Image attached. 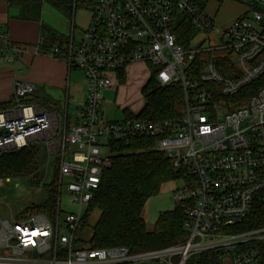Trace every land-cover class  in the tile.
<instances>
[{"label":"built area","instance_id":"built-area-1","mask_svg":"<svg viewBox=\"0 0 264 264\" xmlns=\"http://www.w3.org/2000/svg\"><path fill=\"white\" fill-rule=\"evenodd\" d=\"M234 1L247 11L222 32L218 46H194L195 37L185 47L174 33L181 18L198 34L214 29L205 9L191 0H96L88 27L73 24L69 38L51 51L88 83L86 102L70 128L67 110L22 104L36 89L16 85V106L0 112V154L30 143L56 150L59 189L69 193L76 212L62 221L60 200L51 217L0 216V264H259L249 245L264 240V229H231L264 192V0ZM12 50L18 56L26 52ZM135 64L152 66L160 87L183 89L180 118L146 121L139 118L143 109H122L118 119L116 109L115 119L108 121L115 108L104 112L105 103H114L104 94L116 93L115 83ZM131 141L147 142L184 174L173 201L186 215L185 240L139 253L125 247L79 248L77 233L112 167L111 147ZM68 146L77 150L66 159ZM10 180L0 178V187Z\"/></svg>","mask_w":264,"mask_h":264},{"label":"trees","instance_id":"trees-1","mask_svg":"<svg viewBox=\"0 0 264 264\" xmlns=\"http://www.w3.org/2000/svg\"><path fill=\"white\" fill-rule=\"evenodd\" d=\"M53 7L68 14H74L79 7L92 5L86 0H46ZM200 7H205L206 0H191ZM10 6L21 8L20 19L36 21L41 24L42 45L46 49L62 45L67 39L59 36L52 28H45L41 23L39 1L8 0ZM174 33L179 44L187 47L198 31L191 23L181 18L175 25ZM206 59L210 55L205 56ZM220 70L228 76L223 63ZM121 76V82H124ZM146 104L140 114L142 120L160 121L180 118L184 113V91L180 86L162 88L156 81L155 72L142 90ZM22 104L38 103L44 107V99L34 94L21 100ZM49 103V101H48ZM16 104L15 97L11 102L0 105V112L11 109ZM45 104V103H44ZM60 109L59 103L53 107ZM30 143L20 150H12L0 154V178H30L35 187L46 191V199L29 210L51 217L56 213L61 200L58 185V164L47 165L46 151L38 145ZM112 167L102 178L90 207L83 219V227L87 226L95 211L100 212L97 223L92 227L88 246L91 248L125 247L132 253L159 250L170 247L185 240L183 224L185 212L176 207L160 214L153 231H148L143 218L148 201L161 193L162 187L170 182L185 179L182 172H175L170 160L162 153L151 150L147 142L131 141L114 144ZM47 167L54 170L51 179ZM264 229V192L255 196L250 214L231 229V233H245ZM257 252L259 264H264V240L249 245Z\"/></svg>","mask_w":264,"mask_h":264},{"label":"rangeland","instance_id":"rangeland-1","mask_svg":"<svg viewBox=\"0 0 264 264\" xmlns=\"http://www.w3.org/2000/svg\"><path fill=\"white\" fill-rule=\"evenodd\" d=\"M32 1V0H29ZM40 3V14L41 23L45 28L54 29L59 36H63L66 39L69 38V30L72 28L74 19L79 23L82 18V14L87 18L86 13H90L95 7L96 0H86L92 5V8L85 7L80 8L73 14H71L53 7L46 0H34ZM205 13L212 18L214 29L209 31H202L196 36L193 41V45L202 44L204 46H218L220 44V39L222 37V32L227 30L234 21L241 18L247 11L244 6L234 0H206V5L204 7ZM83 11V13H82ZM70 35V34H69ZM76 41L81 37L79 30L75 32ZM129 75L127 77V82L125 85L121 86L117 82L115 86L117 92H106L104 98L106 102H114L113 104L104 105V112L108 113L110 108L117 109V118L122 119L123 114L122 109H128L133 112L141 111L146 100L141 92V89L136 88L139 82H145L150 77L152 66H132L129 67ZM73 82L80 87L87 88L88 83L82 72L75 70L73 71ZM124 84V83H123ZM143 84V86H144ZM42 92H44L42 90ZM44 94V93H43ZM60 99V98H59ZM60 105L63 110L65 109V99L61 96ZM84 105V104H83ZM82 105V106H83ZM79 106V101L77 98H71L69 102L68 114L70 118H74L75 112ZM39 146L46 151L47 154V165H53L57 161L59 162L60 157L56 154V150L50 151L44 146V144L39 143ZM77 150V146H68L67 157L70 152ZM49 171V179H51L54 170L51 167H47ZM183 187V183L180 180L173 181L165 184L161 193L152 199H150L144 209L143 218L146 222L148 231H153L156 222L161 213L176 208V204L173 201V196L175 192ZM46 199V191L42 187H35L31 184L30 178H13L10 182H4L0 187V216L3 219H7L12 214L14 217L19 218L21 215L26 213H31L29 209L35 205L42 203ZM76 212V208L72 205L71 197L66 190H63L61 194V220L64 221L66 216L70 213ZM100 216L99 211H95L90 220L86 225L83 224L77 233L76 238L79 240L78 247L86 248L88 247V241L91 238L92 227L97 223Z\"/></svg>","mask_w":264,"mask_h":264},{"label":"crops","instance_id":"crops-1","mask_svg":"<svg viewBox=\"0 0 264 264\" xmlns=\"http://www.w3.org/2000/svg\"><path fill=\"white\" fill-rule=\"evenodd\" d=\"M20 12V7L10 6L8 0H0V105L12 101L15 97L17 84H29L36 89L34 93L35 97L44 99V107H53V103L60 104L61 96L64 97V110L61 107L60 109L43 108L49 111H59L62 113H65L67 110L68 114L71 98H77L79 106H82L86 102L88 86L85 89L73 82V71L77 69H71L64 58L54 57L51 54L52 48L46 49L42 45L39 52H35L43 40L41 35V24L36 21L20 19ZM86 14H88L87 18L82 14L79 23L74 19L73 24L77 29H85L88 27L91 14ZM70 32L71 29L69 30V34ZM14 48L26 49V52L18 56L13 52L12 49ZM8 56H12L14 59L7 60ZM143 65L144 64H135L132 66ZM128 71L124 76V82L120 81L118 83L119 85L123 86L127 82V77L129 75ZM150 78L151 72L145 84L144 82H139L136 86L137 90L142 87V92ZM42 90L44 92H42ZM31 105L41 106L38 103ZM15 106L9 110H12ZM73 117L74 118H70L68 114V128L77 124L75 115Z\"/></svg>","mask_w":264,"mask_h":264},{"label":"water","instance_id":"water-1","mask_svg":"<svg viewBox=\"0 0 264 264\" xmlns=\"http://www.w3.org/2000/svg\"><path fill=\"white\" fill-rule=\"evenodd\" d=\"M116 109H112L108 118V121H113L115 119ZM1 135V133H0Z\"/></svg>","mask_w":264,"mask_h":264}]
</instances>
